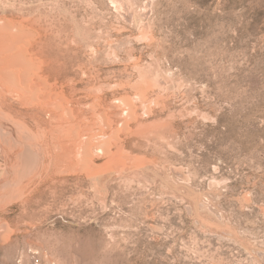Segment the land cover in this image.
Wrapping results in <instances>:
<instances>
[{
	"label": "rangeland",
	"instance_id": "obj_1",
	"mask_svg": "<svg viewBox=\"0 0 264 264\" xmlns=\"http://www.w3.org/2000/svg\"><path fill=\"white\" fill-rule=\"evenodd\" d=\"M0 264H264V0H0Z\"/></svg>",
	"mask_w": 264,
	"mask_h": 264
}]
</instances>
